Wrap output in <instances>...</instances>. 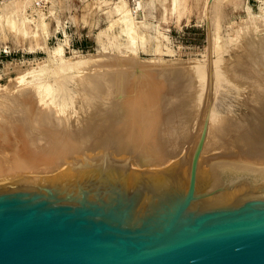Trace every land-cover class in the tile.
<instances>
[{
    "label": "water",
    "instance_id": "obj_1",
    "mask_svg": "<svg viewBox=\"0 0 264 264\" xmlns=\"http://www.w3.org/2000/svg\"><path fill=\"white\" fill-rule=\"evenodd\" d=\"M264 135L147 172L92 153L0 180V264H264Z\"/></svg>",
    "mask_w": 264,
    "mask_h": 264
},
{
    "label": "bare ground",
    "instance_id": "obj_2",
    "mask_svg": "<svg viewBox=\"0 0 264 264\" xmlns=\"http://www.w3.org/2000/svg\"><path fill=\"white\" fill-rule=\"evenodd\" d=\"M214 2L207 0L205 4V19L210 31H216L219 25L211 17ZM172 6H177V0L172 2ZM139 10H143L141 1L134 4L131 12L126 0H119L113 8L122 24V34L130 39L132 48L141 38L134 20V14ZM251 20L255 21L252 14L250 23ZM27 21V17L13 18L9 24L16 26L18 22L24 25ZM256 36L257 40L250 39L249 43L253 42L259 48L248 62L255 66L257 74H240L237 79L226 77L219 66L220 58H214L215 48L205 70L196 65L197 78L203 87L204 110L201 109V117L195 120L196 127L190 126L180 134L171 132L175 128H171L166 120L170 113L164 112L162 106L167 99L166 89L159 77L152 74L154 68L150 64L141 68L144 63H138L142 70L136 74L118 73L117 69L104 74V68L109 67L107 62L113 55H77L68 63L65 59L67 45H59L51 52L50 60L57 62L55 71H64L66 74L60 77L70 79L71 84L61 87L58 81L53 85L42 83L38 69L26 70L17 77L23 87L38 81L34 83V90L30 89L23 95H17V89L12 92L10 99L19 101L10 108L11 112H7L13 116L12 127L3 128L6 123L3 119L0 122V180L50 177L61 173L68 160L92 153L124 156L143 172L165 170L183 154L206 158L227 152L233 138L246 140L264 135V28L263 33ZM117 40H111L109 45L119 47ZM251 76L261 84L248 81ZM89 85L94 86L95 95L86 97L84 93ZM248 85L257 89L253 98L245 95ZM223 92L232 102L226 105L227 109L220 110L218 99ZM212 94L213 103L210 102ZM223 115L229 116L228 122L221 128L216 127V122ZM262 192L264 188L235 195Z\"/></svg>",
    "mask_w": 264,
    "mask_h": 264
},
{
    "label": "rangeland",
    "instance_id": "obj_3",
    "mask_svg": "<svg viewBox=\"0 0 264 264\" xmlns=\"http://www.w3.org/2000/svg\"><path fill=\"white\" fill-rule=\"evenodd\" d=\"M118 1L0 0V122L3 119L6 123L3 128L12 127L13 116L7 112L19 104L18 99H10L12 92L17 89V95H23L30 89L34 90V83L38 81L23 87L16 79L24 71L38 69L40 72L37 74L42 83L53 85L58 81L61 87L70 86V79L60 77L66 73L55 71L57 62L50 60L51 52L59 45H67L65 59L68 63L74 61L77 55L108 53L116 56L108 60L109 67L104 68V74L115 69L118 73L136 74L143 66L151 65L154 68L152 74L159 77L166 89L167 99L162 106L164 112L170 113L166 120L171 128H175V131H171L173 134L183 133L188 127L195 126V120L201 117L204 110L203 87L195 67L198 65L205 70L214 48L213 56L220 58L219 66L226 77L237 79L240 74H257L255 66L248 60L259 47L249 41L255 42L256 35L263 33L264 0H215L211 17L212 21L219 24L216 31H210L207 26V0H177L176 7L172 6L174 0H126L130 12L138 1L143 5V10L134 14L141 37L134 48L129 46L130 39L122 34V24L113 11ZM251 14L256 25L252 20L250 23ZM23 17H27L29 22L24 25L17 22L16 26L9 24L10 19L20 20ZM257 24L262 31L258 30ZM114 39H118L119 47L109 45ZM129 48L131 51L134 49L133 53ZM245 52L249 53L246 55ZM118 58L121 62L116 60ZM138 63L144 65L141 64L139 68ZM250 80L261 84L252 76ZM252 87L248 85L244 91L250 98L257 92ZM86 88V97L95 95L94 86ZM223 93L218 99L220 110L227 109L226 105L232 102L227 98V93ZM223 116L216 122V127L221 128L228 122L229 116Z\"/></svg>",
    "mask_w": 264,
    "mask_h": 264
}]
</instances>
